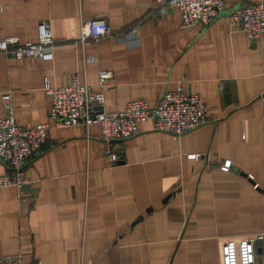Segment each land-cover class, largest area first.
Returning a JSON list of instances; mask_svg holds the SVG:
<instances>
[{
	"label": "crops",
	"instance_id": "crops-1",
	"mask_svg": "<svg viewBox=\"0 0 264 264\" xmlns=\"http://www.w3.org/2000/svg\"><path fill=\"white\" fill-rule=\"evenodd\" d=\"M225 1L210 24L184 27L178 6L161 13L158 0H0V39L37 41L42 20L55 36L48 57L0 50V117L11 91L17 122L52 123L28 162L29 182L0 187V256L20 251L25 264H224V240L264 237V32L251 40L231 25L230 8L257 0ZM96 17L113 34L82 42V22ZM108 68L107 110L133 98L155 107L183 84L207 102L210 119L175 138L151 115L113 141L124 158L113 163L99 123L56 126L44 86L46 76L62 85L77 73L98 90ZM9 169L0 158V174ZM256 255L264 263V238Z\"/></svg>",
	"mask_w": 264,
	"mask_h": 264
},
{
	"label": "built area",
	"instance_id": "built-area-1",
	"mask_svg": "<svg viewBox=\"0 0 264 264\" xmlns=\"http://www.w3.org/2000/svg\"><path fill=\"white\" fill-rule=\"evenodd\" d=\"M178 6L182 13V26L191 27L197 23L210 24L214 19L225 13V0H158L157 10L165 13L168 6ZM231 25L243 30L251 40H256L264 32V0L248 2L229 10ZM136 31L135 27L130 29ZM81 40L85 42L90 37L99 39L112 35L108 21L103 17L91 18L82 22ZM37 41H22L16 35L3 36L0 39V50L12 52L16 57H48L53 53L55 36L49 20H42L38 25ZM122 36V33H117ZM92 56H86L90 61ZM264 75V68H263ZM113 76V70L102 69L98 85L82 82L77 73L71 75L66 84L51 85L48 76L44 86L51 95L49 116L55 119L56 126H70L83 123L89 127L99 123L102 137L108 143L106 153L113 163L124 161V158L113 148L115 140L126 139L135 134L138 123L149 116L155 118V126L168 131L175 138L182 133L210 119L207 102L195 92H187L183 84L174 89L165 90L159 103L152 107L145 98L128 100L123 109L105 108L104 89ZM12 92L4 93L6 111L0 117V158L9 165V171L0 174V187L7 185L23 186L29 182L27 165L31 155L38 151L49 140L52 123L40 121L34 125H22L17 122L14 106L11 102ZM196 154H193L195 156ZM230 160H225L222 168L229 169ZM255 186H259L257 183ZM263 234L227 238L222 244L224 264H264L258 261L256 255L257 242L263 239ZM20 251L10 252L0 256V264H25ZM29 264H46L40 258H34Z\"/></svg>",
	"mask_w": 264,
	"mask_h": 264
}]
</instances>
